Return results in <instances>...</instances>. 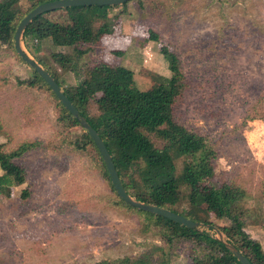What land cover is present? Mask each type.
<instances>
[{"label": "rangeland", "instance_id": "obj_1", "mask_svg": "<svg viewBox=\"0 0 264 264\" xmlns=\"http://www.w3.org/2000/svg\"><path fill=\"white\" fill-rule=\"evenodd\" d=\"M30 4L18 0L22 12ZM106 15L112 32L101 45L80 46L86 49L75 72H59L50 59L55 51L73 56L71 47L30 39L27 46L21 40L22 49L58 72L63 86L79 81V67L97 55L110 66L130 69L141 90L154 75H170L159 48L173 52L184 81L172 106L174 118L207 137L215 152L209 184L232 182L242 190L238 220L264 249V0H130L109 6ZM45 16L66 21L61 9ZM150 32L156 40L148 38ZM31 74L12 43H0L1 150L42 144L16 159L22 173L7 197L0 194V264H94L137 259L152 244L164 246L142 228L143 214L117 202L91 150L67 143L83 130L58 121V107L44 86L16 83ZM184 160H174L177 172ZM185 203L182 196L176 207ZM207 218L214 227L228 224L211 213ZM187 247L179 242L166 263L153 258L150 264H188Z\"/></svg>", "mask_w": 264, "mask_h": 264}, {"label": "trees", "instance_id": "obj_2", "mask_svg": "<svg viewBox=\"0 0 264 264\" xmlns=\"http://www.w3.org/2000/svg\"><path fill=\"white\" fill-rule=\"evenodd\" d=\"M45 1L49 0H31L27 11ZM107 8L109 6L105 5L61 8L66 15L65 23L52 21L45 16L48 11L43 12L27 24L21 40L26 46L30 39H47L53 46L71 47L73 56L55 51L50 54V59L59 67V72H75L86 49H81L80 46L101 45L102 38L112 32L106 15ZM26 12L20 10L18 0H0L1 44L11 45L15 27ZM148 38L156 40L157 36L150 32ZM32 51L36 52L37 47ZM159 52L168 60L170 75H154L150 87L142 90L134 85L130 69L120 65L110 66L97 55L79 67V81L64 86L59 80L58 72L51 71L40 60L38 63L58 83L78 113L99 135L123 188L131 197L208 225H212L207 218L209 213L218 219L228 220V224L216 228L250 264H264V249L242 230L243 226L237 217L243 199L242 190L232 182H223L218 186L209 184L215 159L209 140L193 127L174 118L172 106L184 89V81L176 55L165 47H160ZM113 53L119 54V51ZM16 83L30 87L36 83L44 86L58 107V121L65 126L82 130L78 121L61 106L34 70L31 78L17 79ZM153 139L160 144L156 145ZM67 143L74 150H91L97 159L96 165L101 176L113 191L99 153L87 133L82 131ZM41 145L39 141H28L18 143L10 151H3L0 144L1 195L8 196L13 178L22 173L16 159ZM179 157L186 160L177 172L174 160ZM181 187L186 189L184 195ZM25 194L23 191L22 196ZM114 196L121 205L134 208L121 201L115 193ZM182 196L186 205L179 210L176 206L181 202ZM136 211L143 214V219L146 220L142 228L159 237L164 246L152 244L147 254L137 259H102L94 264H150L153 258L166 263L169 250L179 242L188 244V264H240L219 240L161 216L139 209Z\"/></svg>", "mask_w": 264, "mask_h": 264}, {"label": "water", "instance_id": "obj_3", "mask_svg": "<svg viewBox=\"0 0 264 264\" xmlns=\"http://www.w3.org/2000/svg\"><path fill=\"white\" fill-rule=\"evenodd\" d=\"M127 1H130V0H49V1L41 2L35 5L34 7H32L29 11H27L17 23L15 30H14V34H13V39H12L13 49L15 53L21 58V60L25 64L30 66L31 69L34 70L35 73L40 76V78L43 80V82L46 84V86L49 88V90L52 92V94L55 96V98L58 100L61 106L73 118H75L78 121L82 130L85 133H87V135L89 136V138L95 145L99 153V156L103 162V165L105 167V170H106V173L109 179V183L114 193L117 195V197L121 201H123L125 204L131 207H134L136 209L146 211L148 213H151L157 216H161L175 223L183 225L187 228H191L198 232L211 236L219 240L221 243H223V245L229 250V252L236 258V260L240 264H250L248 259L244 255H242L240 251L236 249V247L216 227L212 225L204 224L201 222L193 221L167 208L157 206L154 204H150V203H144V202L135 200L133 197H131L123 188L118 178V175L115 171L113 163L111 161L110 155L103 141L99 137V135L89 125V123H87L85 118L78 113V110L70 102L67 96L63 93L61 87L50 76V74L46 71V69L41 67L39 63H37L35 60L29 57L22 49L21 36H22V33L25 27L35 16L43 12L52 11L55 9H61V8L69 7V6H90V5L114 6V5L122 4Z\"/></svg>", "mask_w": 264, "mask_h": 264}, {"label": "crops", "instance_id": "obj_4", "mask_svg": "<svg viewBox=\"0 0 264 264\" xmlns=\"http://www.w3.org/2000/svg\"><path fill=\"white\" fill-rule=\"evenodd\" d=\"M104 40V39H103Z\"/></svg>", "mask_w": 264, "mask_h": 264}]
</instances>
